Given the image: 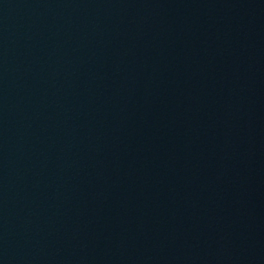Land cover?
Instances as JSON below:
<instances>
[{"label":"water","instance_id":"water-1","mask_svg":"<svg viewBox=\"0 0 264 264\" xmlns=\"http://www.w3.org/2000/svg\"><path fill=\"white\" fill-rule=\"evenodd\" d=\"M0 264H264V0H0Z\"/></svg>","mask_w":264,"mask_h":264}]
</instances>
